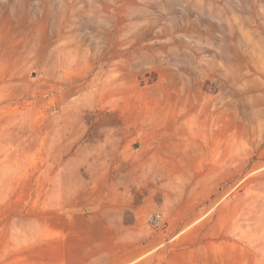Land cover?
Instances as JSON below:
<instances>
[{
	"label": "rangeland",
	"instance_id": "1",
	"mask_svg": "<svg viewBox=\"0 0 264 264\" xmlns=\"http://www.w3.org/2000/svg\"><path fill=\"white\" fill-rule=\"evenodd\" d=\"M0 264H264V0H0Z\"/></svg>",
	"mask_w": 264,
	"mask_h": 264
}]
</instances>
